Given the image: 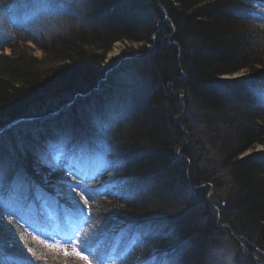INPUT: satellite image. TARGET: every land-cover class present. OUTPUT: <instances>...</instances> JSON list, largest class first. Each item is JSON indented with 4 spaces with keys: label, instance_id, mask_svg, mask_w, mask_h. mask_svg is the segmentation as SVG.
<instances>
[{
    "label": "trees",
    "instance_id": "1",
    "mask_svg": "<svg viewBox=\"0 0 264 264\" xmlns=\"http://www.w3.org/2000/svg\"><path fill=\"white\" fill-rule=\"evenodd\" d=\"M90 1L88 10L78 12V22H73L76 15L60 24L55 20L52 31L51 27L29 30L22 24L27 17L20 19L18 14L24 10H31L35 17L43 14L44 7L35 0H0V162L6 185L18 173L31 185L19 214L0 219V248L8 264H86L61 256L55 262L36 242L44 237L56 241L71 237L73 248L77 244L82 248L87 241L93 264L97 257L110 255L113 247L128 251L115 264H148L164 254L173 264H213L219 246L216 235L222 232L233 234L237 243L246 244L253 261L256 254L264 264V149L256 150L264 146L260 95L264 91V16L253 15L264 13V0H152L157 23L145 20L141 10L131 7V0ZM29 38L42 47L43 55L38 57L19 44ZM116 41L125 48L109 62L108 53ZM7 45L12 51H1ZM127 58L136 66L148 64L146 72L152 68L149 104L141 100L119 116L109 109H90L79 116L81 105L111 94L115 76L110 68ZM236 72L245 75L223 78ZM171 82L173 91L168 88ZM180 84L187 87L185 91L183 86L177 88ZM233 87L240 93L232 92ZM186 90L199 110L209 115L208 122L218 116L213 142L222 151L233 184L229 200H219L217 210L215 191L208 186L213 176L190 178L186 172L193 171L196 161L186 137L193 127L177 117L186 106L181 100L187 98ZM66 109L72 111L76 132L64 147L65 154L71 155L68 160L94 165L87 157L96 155L98 144L111 150L110 166L100 164L94 169L95 179L88 185L97 195L89 198L84 209L77 205V201L83 203L79 196L83 190L69 188L81 177L74 172L69 175L65 163L55 165L50 157V150L58 149L53 144L57 134L41 130V136L27 133L22 142L18 140L24 127L54 124ZM110 113L111 128L100 133L97 121L108 120ZM145 142L157 150L151 162L141 155L148 149ZM180 146L186 150L181 158ZM175 159L184 165L180 167ZM166 160L170 162L164 165ZM190 160L193 165L188 167ZM41 163L53 178L48 179ZM112 184L133 192L134 197L116 195L115 188L106 191ZM191 184L205 197L199 201L205 209L202 213L194 211L192 203L180 201L179 189ZM5 199L18 206L8 194ZM149 224L156 226L158 234L128 249L125 237ZM75 225L80 229L77 233L72 231Z\"/></svg>",
    "mask_w": 264,
    "mask_h": 264
},
{
    "label": "rangeland",
    "instance_id": "2",
    "mask_svg": "<svg viewBox=\"0 0 264 264\" xmlns=\"http://www.w3.org/2000/svg\"><path fill=\"white\" fill-rule=\"evenodd\" d=\"M55 1V0H54ZM83 0H77L79 5L82 3ZM89 2L86 3V7L90 8L92 6V2L88 0ZM36 4H41L40 0H35ZM51 2V0H50ZM66 4L64 5L65 11L60 10L61 4H55V10L52 9H45L43 8L44 12L43 14L38 15V17H35V14L31 10H24L21 13H19V18L22 19L24 17H27L23 21V25L27 27L29 30L34 28H44L45 30H49L51 27V30H54L53 21H55L56 24H60L65 20V17H67V14H69V17L71 18L72 15H76L74 17L73 22H78L77 18V11L75 10V7H70L69 5L72 3V0H65ZM85 2V1H83ZM85 4V3H84ZM43 7V6H42ZM148 7V9H147ZM9 9L8 6H6V10ZM138 9L141 10L143 14V18L145 20H151L152 22L156 21L158 22V19H156V15L154 14V10L152 8V0H146L145 3L138 6ZM162 9V8H161ZM91 10V9H90ZM76 11V13H75ZM42 12V11H40ZM48 15V16H45ZM131 16H129L130 18ZM139 19V17L134 18ZM132 21V20H131ZM84 22V21H83ZM79 23H82L79 21ZM85 23H82V25ZM163 27H165V24H162ZM36 30V29H35ZM49 36L52 34V32L48 31ZM166 40L168 39L167 36H165ZM121 41H119L120 43ZM25 44L26 47H29L35 55L40 57L43 55V49L42 47H38L37 43L33 39H28L27 41H19V44ZM116 43V42H115ZM118 43V41H117ZM138 45V43H137ZM117 45H114L112 50L108 53L109 56V62L113 60L116 55H119L123 48H125V44L121 42L119 44L120 50H117ZM155 49V47L153 48ZM6 53L11 52L12 48L10 46L5 47L4 50ZM153 51V50H152ZM132 59H126L120 64H116L115 66H111L110 69H112V75L114 74V79L112 82V85L114 86V89L111 90V94H107L106 97L97 100L96 103H94L91 107H80L78 110H80V113H84L87 110L90 109H104V110H114L115 113L119 116V114H125L126 111L130 109V106L134 105L135 103L140 102L141 100H149L150 94L153 89V75L151 74L152 68L148 72L147 66L148 64H139L138 66L134 65L131 61ZM140 60V59H138ZM140 65L144 66L145 69L141 70ZM245 75V72H240L238 75ZM113 77V76H112ZM227 75L223 76V78H226ZM183 91L187 88L183 85ZM168 88L172 89L173 91V84L172 82L168 86ZM182 91V92H183ZM187 99L190 100L192 103H190L187 108H189V111L187 113L188 126H192L193 129L187 130V138L189 134H192V142L189 141L190 138H188V149H190L192 152V159L197 155L196 161L194 163L193 171H190V178H195L197 174H210L212 177L211 181L208 182L209 189L214 192V195L217 197V203L215 205V209H220V202L219 200H224L225 202L229 200L230 192L232 191V184L233 179L231 177V170L228 169V167L224 164L223 161V154L220 150V147H215L214 145L216 143L213 142L214 140V132L217 129V119L218 116L216 115L215 121L210 123L207 121L206 116L204 115L200 110L199 106L195 104V100L187 90H186ZM232 92H237L234 87L232 88ZM182 95V93H181ZM193 101H192V100ZM119 102H124L122 105H119ZM194 103V104H193ZM149 104V103H148ZM187 105V104H186ZM131 112V111H130ZM127 116V114H126ZM215 123V124H214ZM214 124V125H213ZM64 126V125H63ZM42 127H39V125H32L24 127L19 132L18 140L19 142H22L25 138V135L27 133L33 134L36 130H40ZM60 127H57V132H60ZM43 130V129H42ZM186 131V130H185ZM101 133V132H100ZM63 138V137H62ZM20 145V143H19ZM264 146L258 145L256 148L257 151H261ZM177 151V148H176ZM252 150H249L243 154V156L250 154ZM186 153H182V157L185 156ZM193 162L192 160L189 161V163ZM188 163V164H189ZM43 169V168H42ZM46 170V169H44ZM48 179L53 178L51 174L46 170ZM194 185V184H193ZM191 184L190 186H187L183 188V190L179 189V192L181 193V199L180 201L185 203L186 205L188 202L192 203V208L197 210L198 212L202 213L203 210H205L201 203H196L198 200H201V202L204 201L203 193L197 192L195 188ZM192 186V187H191ZM184 192V194H183ZM190 194V196L188 195ZM227 199V200H226ZM211 200V199H210ZM183 205V206H184ZM217 240L219 241L217 245H219L214 253L215 259L213 260V264H263V261L261 260V257L259 255L255 254V261H253L252 256L250 255L249 249L242 243H237L236 238L233 236V234H230L229 232H222L221 235H216ZM43 241V242H42ZM36 242L38 243V246L43 250V252H50L53 256V259H55V262L57 259L61 256L62 259H65L66 261H71L72 259H77L76 256H65L64 255V248L67 247L68 250H70V246L67 243H63L61 241H56L51 238H41L40 240L37 239ZM53 245L52 247H49V245ZM72 251V250H70ZM122 251L116 253L117 256H121ZM254 257V255H253Z\"/></svg>",
    "mask_w": 264,
    "mask_h": 264
},
{
    "label": "snow or ice",
    "instance_id": "3",
    "mask_svg": "<svg viewBox=\"0 0 264 264\" xmlns=\"http://www.w3.org/2000/svg\"><path fill=\"white\" fill-rule=\"evenodd\" d=\"M42 6L47 9L55 10V4L50 2V0H40ZM70 7H76L79 8V3L77 0H72V3L69 5ZM253 15H261L264 16V13H253ZM261 98L264 99V91L260 93ZM111 113L109 114V119L106 121H97V128L101 133L107 132L111 128ZM98 151L96 152V159L101 161V166L104 168H108L110 166V161L108 159V153L111 151L107 145L100 143L97 145ZM41 160L43 163H47V161L41 157ZM75 172L81 177V180L78 181L75 185L69 184V188L73 191L76 190H83L79 192L80 198H82L83 203L80 204L79 201H77L78 207L81 209H84V206L89 204V198L94 197L97 195V193L89 187L88 183L85 181L89 178V172L83 171V170H77L74 167L70 166V170L68 172L69 175H72V173ZM121 185L112 184L109 186L106 191L111 192L113 188L117 189V191L114 193L116 195H119L123 198L132 199L134 197V193L130 191H121ZM31 189V185L28 182L27 178L23 176L22 174H17L14 178L13 182L11 184L6 185L5 184V176H4V168L2 162H0V219H2L5 215L8 217H12L19 214L20 207L19 205L22 203V200L27 199V194ZM8 194L10 197L15 198L16 204L18 206H13L8 203V201L5 199V195ZM83 220L86 222L87 217L84 216ZM0 231H2V226H0ZM150 234H158L156 226L154 225H141L138 226L135 230L131 231L129 233V242L127 245V248L130 249L136 244L143 241V239L150 235ZM43 242V241H42ZM65 243L71 244L72 239L69 237ZM84 246L81 248L79 244H77L72 251H69L67 247H65L64 255L65 256H76L80 260L85 261L86 264H93V260L90 259L91 249L87 246L88 242H83ZM53 245H49V247H52ZM116 248H113V254L108 257V260L106 261L103 256L97 257V264H108V261H111L112 264H115V260L117 259L115 255ZM88 253V254H85ZM8 259L5 257V254L3 252V249L0 248V264H8ZM30 260V258H29ZM16 264H23V261L16 262ZM148 264H173V261L168 258L166 254L156 257L154 256L150 261H148Z\"/></svg>",
    "mask_w": 264,
    "mask_h": 264
},
{
    "label": "bare ground",
    "instance_id": "4",
    "mask_svg": "<svg viewBox=\"0 0 264 264\" xmlns=\"http://www.w3.org/2000/svg\"><path fill=\"white\" fill-rule=\"evenodd\" d=\"M145 1L146 0H131L129 3L131 4V7H133L134 5H135V7L136 8H138V6H140L141 4H143V3H145ZM147 9H148V7H147ZM125 12H127V10H122V13L123 14H125ZM171 37V36H170ZM192 39H194V37L193 38H191V41H192ZM122 42V41H121ZM121 42L119 43V41H118V43H117V41H116V44L115 45H117V50H120V47H119V44H121ZM123 43V42H122ZM184 47V46H183ZM140 67V69L141 70H143V69H145V67L144 66H142V65H140L139 66ZM237 75H238V73H237ZM237 77H240V75L239 76H237ZM182 86H183V84H180L179 86H177V88H182ZM185 97V96H184ZM183 97V98H184ZM181 99L182 101H183V103H184V105H186V106H188L190 103H191V101L190 100H188L187 98H185V99ZM146 103H148L146 100H144ZM124 102H119L118 104L119 105H122ZM186 106H185V108H186ZM183 108V110L182 111H180V113L178 114V116L177 117H179L180 118V120L182 119V121L184 122H186V121H188V118H187V113H188V111H189V108ZM185 109V110H184ZM168 114L169 115H171L172 113H171V110L169 109L168 110ZM35 134H37L38 136H41V133H39L38 131H36V133ZM192 135H189L188 136V138H190V140L189 141H191L192 142ZM48 143L49 142H47V141H45V140H43L42 141V144H45V145H48ZM147 147H148V149L147 150H145V152H142V156L144 155V156H146V161H149V162H151L153 159H154V157L157 155V150L153 147V145L151 146L148 142H145L144 143ZM187 145H188V143H187ZM179 149H180V153H178V156L180 157V155H182V153H185L186 152V150L183 148V146H180L179 147ZM196 157H197V155H196ZM181 158V157H180ZM175 163L177 164V165H179L180 167L182 166V165H184V161L183 160H179V159H175ZM170 161L169 160H166V162L164 163V165H166L167 163H169ZM225 164V163H224ZM193 165V162H191L190 164H187L186 166H188V167H190V166H192ZM167 169H169V167L167 166ZM188 170H189V168H188ZM187 173H190V170L189 171H186ZM164 182H167L166 180L164 181ZM180 188V187H179ZM230 195V194H229ZM199 201H201V200H198L196 203H201V202H199Z\"/></svg>",
    "mask_w": 264,
    "mask_h": 264
}]
</instances>
